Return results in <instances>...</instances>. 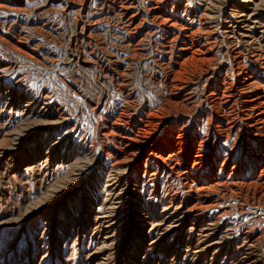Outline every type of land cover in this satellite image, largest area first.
Wrapping results in <instances>:
<instances>
[{"label":"rangeland","instance_id":"1","mask_svg":"<svg viewBox=\"0 0 264 264\" xmlns=\"http://www.w3.org/2000/svg\"><path fill=\"white\" fill-rule=\"evenodd\" d=\"M263 124L264 0H0V264H264Z\"/></svg>","mask_w":264,"mask_h":264},{"label":"bare ground","instance_id":"2","mask_svg":"<svg viewBox=\"0 0 264 264\" xmlns=\"http://www.w3.org/2000/svg\"><path fill=\"white\" fill-rule=\"evenodd\" d=\"M168 21V20H167ZM198 40V39H197ZM200 47V46H199ZM205 47V46H204ZM198 50V49H197ZM196 52H198V53H200L201 51H196ZM197 53V54H198ZM188 61H195L196 63H207L208 64V62L210 63V61H211V59L208 57V54L207 53H205V52H203L202 51V53L201 54H198V55H196V54H194V55H192L191 56V58L188 60ZM203 66V65H202ZM246 81H248V80H246ZM245 82V81H244ZM249 82V81H248ZM246 88H244L243 90H247L248 91V89H252V88H250L251 87V84H247V86H245ZM258 90H260L259 88H258ZM247 91H245V92H247ZM241 92H242V90H241ZM251 92V91H250ZM243 93V92H242ZM261 94V93H260ZM223 95V94H222ZM263 96V95H262ZM249 97V96H248ZM226 99V98H225ZM246 99V98H245ZM260 99H261V97L258 95V94H254V99H252V100H245V101H249L248 103H255V105L254 106H256V107H259L258 108V110H260V109H262L263 107H261L263 104L262 103H260ZM256 107H253V108H251V109H248V111L247 112H249L250 110H254V109H256ZM263 111V110H262ZM244 112V111H243ZM258 112V111H257ZM251 113V112H250ZM249 114V113H248ZM255 114V113H254ZM253 114V115H254ZM244 115V114H243ZM246 115V114H245ZM244 115V116H245ZM258 116V115H257ZM255 117V116H254ZM239 118V117H238ZM227 119V118H226ZM256 119V118H255ZM252 120V119H251ZM254 120V119H253ZM257 120V119H256ZM261 120V119H260ZM233 122V121H232ZM259 122V121H258ZM259 123H261V121L259 122ZM258 123V124H259ZM231 125V124H230ZM264 125V124H263ZM257 126V125H256ZM261 129H262V126L260 127V128H255V130L257 131V132H260L261 131ZM223 130V129H222ZM228 132V131H227ZM147 134V133H146ZM148 135H150V133L148 132ZM226 136V135H225ZM131 141H135V142H140V143H142V142H144L145 141V138H142L141 137V139H138V138H136V139H133V140H131ZM157 143H154V145H152L151 147H153V146H156V147H158L159 149L161 148V149H164L165 147H166V143L165 142H158V145H156ZM181 144V143H180ZM180 144H178V143H176V145H174L175 146V154L176 155H179V153H181V151L184 149V147H182ZM169 149V148H168ZM201 152V151H200ZM203 153V152H202ZM196 154V153H195ZM174 155V154H173ZM172 155H169L168 156V158H170ZM158 157V156H157ZM159 159H163L162 157H158ZM177 158V157H176ZM178 159V158H177ZM176 159V160H177ZM166 160V159H165ZM164 159L163 160H161V162L163 161H165ZM172 160V159H171ZM168 161V160H167ZM202 161H203V156L202 155H200V154H198V155H195L194 156V160H193V162L194 163H196V164H200V165H202ZM166 164V163H165ZM177 165V164H176ZM168 166V165H167ZM192 166V165H191ZM179 167V166H178ZM193 169V168H192ZM179 173V172H178ZM209 206V205H208Z\"/></svg>","mask_w":264,"mask_h":264}]
</instances>
